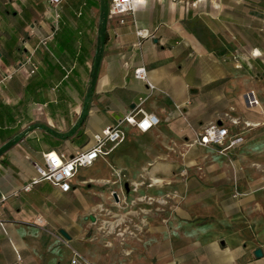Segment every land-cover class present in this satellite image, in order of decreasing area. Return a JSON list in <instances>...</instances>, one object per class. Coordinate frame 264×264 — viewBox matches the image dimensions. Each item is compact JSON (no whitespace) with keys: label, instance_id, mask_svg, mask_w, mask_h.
<instances>
[{"label":"crops","instance_id":"obj_1","mask_svg":"<svg viewBox=\"0 0 264 264\" xmlns=\"http://www.w3.org/2000/svg\"><path fill=\"white\" fill-rule=\"evenodd\" d=\"M31 54L35 73L25 64ZM140 66L154 88L135 77ZM7 71L14 75L2 81ZM255 89L259 104L249 105L245 94ZM86 105L92 137L122 121L123 143L79 168L67 192L45 180L25 190L45 153L72 156L94 145L89 137L71 142L60 128L65 106ZM138 108L159 123L143 132L123 121ZM255 116L264 119V0H137L124 15L111 12V0H0V264H264V231L222 228L206 213V197L183 199L164 218L157 198L86 193L91 183L115 184L114 169L144 172L151 188L160 186L171 166L147 161L161 143L217 121L229 128L227 147L263 123Z\"/></svg>","mask_w":264,"mask_h":264},{"label":"rangeland","instance_id":"obj_2","mask_svg":"<svg viewBox=\"0 0 264 264\" xmlns=\"http://www.w3.org/2000/svg\"><path fill=\"white\" fill-rule=\"evenodd\" d=\"M77 98L84 101V98ZM89 110L87 105L83 110L73 106L63 108L59 115L60 128L69 141L80 142L88 137L95 141L98 133L92 137L87 127ZM223 116L229 119L232 110L224 111ZM254 118L263 120V123L249 130L245 139L243 138L244 141H241L242 144L231 154H225L227 148L223 146H190L194 141L192 138H195L201 129H197L193 134H186L180 141L161 143L158 154L147 161L150 165L163 162L171 166L170 173L159 175L165 179L160 186L151 188L152 181L144 172L118 175L117 169H114L109 179L115 181V184L96 186L91 183L86 193L90 196L105 193L111 199L120 196L129 200L137 197L157 198L158 214L164 218L180 209L183 199L206 197V213L218 215L222 220V228L241 230L246 237H250L251 231L258 235L264 231V119H258L256 116ZM112 147L114 145L109 142L104 144L105 151H110ZM89 171L90 168H82L81 175L88 177ZM135 180L142 182L137 191L132 185ZM189 208L195 214L200 213L197 205ZM105 212L109 213L107 210ZM223 217H229V220L225 221ZM258 245L264 246V236L262 240L259 239Z\"/></svg>","mask_w":264,"mask_h":264},{"label":"built area","instance_id":"obj_3","mask_svg":"<svg viewBox=\"0 0 264 264\" xmlns=\"http://www.w3.org/2000/svg\"><path fill=\"white\" fill-rule=\"evenodd\" d=\"M64 0H49L53 6H58ZM136 0H111V12L113 14H125L131 13L134 10V3ZM124 20L122 19V22ZM137 34L140 37H145L148 32L143 28L137 30ZM49 37L43 38L41 41L43 44H47ZM25 64H30V73H35L38 68V62L34 59L33 54L27 56ZM14 75L13 71H7L2 81L12 79ZM134 75L136 78L144 80L148 83L149 88H154V85L149 81L146 68L140 66L135 68ZM245 100L249 105H258L259 99L255 90H250L245 94ZM142 102L143 99L141 98ZM141 113V117H137V114ZM232 122L239 123L238 118H231ZM123 121L137 127L143 132L149 131L156 126L160 119L154 113H148L142 108H138L136 112H129L123 119ZM122 122V121H121ZM108 125L103 128L102 131L95 136L94 145L77 151L74 155L68 156L65 152L50 151L44 154L43 163H36L35 168L37 175L33 177L32 181L24 186L25 190H30L33 185L40 183L41 181H49L52 185L59 187L62 191L67 192L71 190V180L77 175L79 168L87 167L94 163V161L102 155H108L114 147L124 141L125 132L120 125ZM250 125V122H247ZM230 135L229 128L223 124L214 121L206 125L202 130L197 132L194 138L193 144H199L202 146H222L224 145L227 137ZM242 140L240 136H234L230 139L227 147L234 146ZM109 142L114 145L110 151L104 150V144ZM5 199V197H3ZM79 256L78 253H75ZM73 263L77 262V259L72 260Z\"/></svg>","mask_w":264,"mask_h":264},{"label":"water","instance_id":"obj_4","mask_svg":"<svg viewBox=\"0 0 264 264\" xmlns=\"http://www.w3.org/2000/svg\"><path fill=\"white\" fill-rule=\"evenodd\" d=\"M117 196V195H116ZM63 233H65L64 231H62ZM255 255L257 256V257H261L262 255H263V251H262V249L261 248H257L256 250H255Z\"/></svg>","mask_w":264,"mask_h":264},{"label":"bare ground","instance_id":"obj_5","mask_svg":"<svg viewBox=\"0 0 264 264\" xmlns=\"http://www.w3.org/2000/svg\"><path fill=\"white\" fill-rule=\"evenodd\" d=\"M137 1V0H136ZM157 181H160L159 179H156ZM162 182V181H161ZM160 183V182H159ZM113 224H114V222H113ZM116 225V224H115ZM111 227H114V226H111ZM115 228V227H114Z\"/></svg>","mask_w":264,"mask_h":264}]
</instances>
